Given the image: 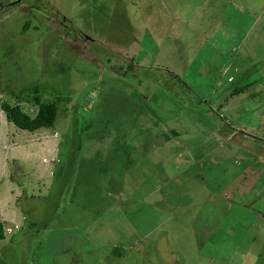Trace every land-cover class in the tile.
Returning a JSON list of instances; mask_svg holds the SVG:
<instances>
[{"label": "rangeland", "instance_id": "374dc122", "mask_svg": "<svg viewBox=\"0 0 264 264\" xmlns=\"http://www.w3.org/2000/svg\"><path fill=\"white\" fill-rule=\"evenodd\" d=\"M32 85L64 101L33 133L0 107V221L17 226L0 264H264V0H0V104ZM197 149L199 205L176 182ZM244 169L230 208L215 193ZM105 233L120 257L86 251Z\"/></svg>", "mask_w": 264, "mask_h": 264}, {"label": "crops", "instance_id": "0c3cea01", "mask_svg": "<svg viewBox=\"0 0 264 264\" xmlns=\"http://www.w3.org/2000/svg\"><path fill=\"white\" fill-rule=\"evenodd\" d=\"M176 139H178V138H173L172 139V141H170V142H166L165 144L166 145H176V144H181V141H178V140H176ZM171 142H173L172 144H169V143H171ZM264 142V141H263ZM173 148V150L175 149V147H172ZM168 151L170 152V148L168 149ZM191 153H193V152H191ZM195 154H197L198 156L196 157V159L200 162V164H199V168H200V172H199V174L197 173L196 175H194V176H190V177H187L183 182L182 181H180V180H176V182H177V184L179 185V186H181V187H183L184 185H185V183H186V185H189V189L186 191L187 193H189L190 194V198L189 199H196V198H199L200 200H201V202H199L198 203V205L199 204H206L210 199H211V197H210V195H212L213 193L211 192V191H207L206 192V194L203 196V197H201L203 194H204V192L206 191V190H208V188L206 189V184H205V176H206V172L208 171V169H209V167H205V162H208L209 164H210V160H209V158H205V156H206V153H204V152H202V150L201 149H197V150H195V152H194ZM187 154H188V152H187ZM186 154V155H187ZM178 156L180 157L181 156V154H178ZM246 172H247V170L246 169H244L243 170V172L241 173V174H239V175H237L236 176V178H235V182H236V184L235 185H233V186H229L228 184H225L223 187H222V189L219 191V192H217V193H215V196H217V195H221V197L223 198V204H225L226 206L228 205V204H230V208H232V205L231 204H233V202H232V199H231V196H232V192H234V193H236V194H239L241 191H244L247 187H248V185L251 183V179H252V176H250V177H248V178H241L242 177V175H244V174H246ZM251 175V174H250ZM208 185V184H207ZM193 186H197V188L196 187H194L193 188ZM196 188V189H195ZM228 192H230V194H228ZM177 197H178V202H177V208H182V210L184 211V209L186 208V207H182V205L180 204V202L182 201V199L183 198H185V194H183V195H180V194H175ZM214 195V194H213ZM195 197V198H194ZM201 197V198H200ZM144 199H146V201H148V200H156L157 199V197L155 196V193H153V192H151V193H149V194H145V196H144ZM158 200V199H157ZM189 207H193L192 206V203L190 204V205H188V208ZM241 208H242V210H243V205H241L240 206ZM218 208H217V206H215V208H214V210H215V213H213L212 214V217L211 216H209V217H211V218H213V217H215V216H218V210H217ZM194 211H196V210H194ZM192 212V211H191ZM78 213V210H75L74 212H73V214H77ZM192 215H195V214H192ZM177 216H181L180 214L179 215H177ZM183 217H185L184 219H185V221H183V222H180V224L181 225H184L185 223L187 224H190V223H192V217H191V214L189 215V213H187V215L185 214ZM169 218H170V215H169ZM218 218V217H217ZM237 217L235 216V217H232L231 218V220H230V223H233V221H235V219H236ZM180 219V218H179ZM178 219V220H179ZM216 220V219H215ZM178 222V221H177ZM5 225V224H4ZM16 225V224H15ZM227 226H229V223L227 224ZM231 226V225H230ZM229 228L230 227H226V228H222L221 229V231H217V233L212 237V238H208L207 240H208V242H204L202 245H201V248H202V250H201V252H202V254H205L207 257H208V260H210L211 259V261H213V258H210L212 255H213V253L214 252H220V251H218V250H220V246H221V244L220 243H222V241L224 240V233L225 232H227L228 233V231H229ZM206 230H208L207 228H206ZM106 234L107 233H105V234H101L102 235V237L101 238H99V237H93L94 239H91V237L90 236H86V239L88 240V241H91V242H89V243H91V245L95 248V249H92V250H86V251H90V252H97L98 253V257H100V255L103 253H105V254H107L108 255V251H109V249H107L106 251L104 250V251H101V249L103 250L105 247H107L106 246V244L104 243L105 242V236H106ZM88 235V234H87ZM84 236V235H83ZM100 241V242H99ZM107 241V240H106ZM105 244V245H104ZM85 252V251H84ZM83 252V253H84ZM212 253V254H211ZM215 256V255H214ZM221 256V255H220ZM72 257V256H71ZM73 258V257H72ZM73 260H75V259H73ZM98 261H99V258H98Z\"/></svg>", "mask_w": 264, "mask_h": 264}, {"label": "trees", "instance_id": "16d2710c", "mask_svg": "<svg viewBox=\"0 0 264 264\" xmlns=\"http://www.w3.org/2000/svg\"><path fill=\"white\" fill-rule=\"evenodd\" d=\"M26 26H23V29H25ZM40 90V86L32 85L30 87L20 89L19 91H8V93L17 100V102L15 104H11L7 101H3L0 104L1 109L4 112L6 121L8 123L13 124L16 128L20 129L21 131H26L29 133H33L36 130L42 128H52L58 113V105L62 101H64V99L62 97H56L55 100L51 101L49 99H43L42 95L40 94ZM28 92L31 93L28 94ZM232 93L234 94V91ZM23 94H27L25 99L26 102H30L29 99H31L32 105L36 107L33 115L24 112L20 105L19 99ZM174 134L177 136V133L172 131V136H175ZM163 137L164 138L162 139L164 143L170 142V140L172 139L171 136ZM114 139L115 138H113L112 144L114 142ZM157 140L158 138H155L153 140L148 139V145L154 144L153 147H157ZM160 141L162 143L161 139ZM80 142H82V139ZM4 227V224L0 221V241L4 240L5 236H7L4 232ZM118 253L112 251L111 249H109L108 251V254L111 257H120Z\"/></svg>", "mask_w": 264, "mask_h": 264}, {"label": "built area", "instance_id": "2783aa9c", "mask_svg": "<svg viewBox=\"0 0 264 264\" xmlns=\"http://www.w3.org/2000/svg\"><path fill=\"white\" fill-rule=\"evenodd\" d=\"M14 230H17V226H14L13 229L10 226H5L4 227V232H5L6 235L12 234Z\"/></svg>", "mask_w": 264, "mask_h": 264}, {"label": "clouds", "instance_id": "9594fccd", "mask_svg": "<svg viewBox=\"0 0 264 264\" xmlns=\"http://www.w3.org/2000/svg\"><path fill=\"white\" fill-rule=\"evenodd\" d=\"M6 226V225H5Z\"/></svg>", "mask_w": 264, "mask_h": 264}]
</instances>
